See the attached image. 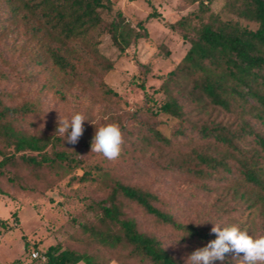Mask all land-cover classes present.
I'll return each mask as SVG.
<instances>
[{
	"label": "trees",
	"instance_id": "trees-1",
	"mask_svg": "<svg viewBox=\"0 0 264 264\" xmlns=\"http://www.w3.org/2000/svg\"><path fill=\"white\" fill-rule=\"evenodd\" d=\"M3 1L12 17L29 25L31 36L40 43L43 52L38 59L42 58L49 68L45 72L67 82L92 81L94 72L84 68L83 63L101 73L111 71L112 63L99 53L100 38L107 36L119 54H123L140 40H148L145 22L156 17L153 12L133 27L119 11L109 21L104 20L102 11H110V0ZM183 1L197 3V10L169 28L180 32L188 40L189 48L181 62L163 78L160 86L163 99L157 103L146 94L149 104L143 112L151 117L164 115L176 120L173 138L185 141L186 147L174 149L172 141L149 122H137L136 134L131 137L141 147L159 150L165 170L198 180L208 191L211 185L220 186L217 211L223 216L242 210L253 213L259 222L251 228L256 227L262 237L264 0H223L238 18L256 23L255 30L212 14L209 21L194 28L191 19L201 21L210 13L212 2L222 0ZM138 67L144 69L143 76L148 73L145 66L138 64ZM99 86L103 95L116 96L102 82ZM61 90L55 91L62 98ZM38 113L30 104L6 105L0 96V178L16 184L22 172L33 173L36 178L43 173L50 175L47 181L52 185L55 178H61L57 174L62 172L58 170L71 173L79 169L82 174L73 176L69 182L92 184L102 180L103 167H94V173L85 170V161L75 155L76 151L64 138L27 133L22 128L27 118ZM44 181L46 178L39 180ZM160 202L159 196L148 187L116 180L100 200H92L87 206L96 213V218L81 228L95 250L80 252L56 244L45 251L29 249L26 260L15 263L106 264L102 254L107 253L119 264H186L170 254L153 232L143 230L129 211L138 209L155 226L171 230L188 248H202L216 236L210 228L198 223L177 221L158 207ZM13 227L5 220L0 221V228L6 233ZM32 252H37L38 257L32 259ZM225 264L236 262L229 257Z\"/></svg>",
	"mask_w": 264,
	"mask_h": 264
},
{
	"label": "rangeland",
	"instance_id": "rangeland-1",
	"mask_svg": "<svg viewBox=\"0 0 264 264\" xmlns=\"http://www.w3.org/2000/svg\"><path fill=\"white\" fill-rule=\"evenodd\" d=\"M224 4L223 0L212 2L210 13L201 21L192 18L191 26L199 27L200 23L209 21L212 14L223 21H237L243 27L256 29V23L238 18ZM197 6V3L183 0H110V11H102L105 21L113 18L118 11L133 27L153 12L156 17L145 22L148 40H140L123 54H119L107 36H102L99 53L113 67L111 71L101 73L83 63L84 68L94 72V75L91 73L92 81L88 83L63 81L60 76L53 77L50 72H45L49 68L42 63V58L38 59L43 51L40 43L31 36L29 25L13 18L8 6L0 0L2 101L10 106L30 104L39 110L37 115L23 122L22 128L27 133L56 135L64 139L56 132L58 120L83 113L87 118L84 134L77 144H71V148L76 151V156L85 161V170L94 173L96 166L104 170L102 180L92 184L69 182L73 176L82 174L79 169L71 173L58 170L62 172L57 174L61 178L54 176L52 185L47 181L50 175L43 176V173L36 178L33 173L22 172L16 184L0 178V221L5 220L14 226L8 233L0 228V264H17V260H26L29 249L45 251L56 244L80 252L95 250L81 226L95 221L96 213L87 207L88 204L92 200H100L107 187L116 180L148 187L161 199L158 207L171 213L179 222L198 223L210 229L213 223L221 227L238 225L254 238L261 237L256 227L251 228L259 222L253 213L242 210L223 216L217 211L220 186L211 185L208 191L198 180L165 170L159 150L141 147L131 137L136 134L137 122H149L156 125L162 136L172 141L174 149L186 147L185 141L173 138L177 129L176 120L164 115L151 117L143 109L149 104L146 94L157 103L163 99L160 91L163 78L181 62L189 48L188 40L180 32L171 30L169 25L196 11ZM38 61L41 62L39 65ZM138 64L148 69L145 76L141 73L144 69L141 70ZM99 82L116 96L103 95ZM57 89H62V98L56 93ZM113 123L121 127L124 144L119 159L109 161L102 154L91 152V142L96 130ZM42 178H46L43 183L39 182ZM129 215L143 230L158 236L170 254L189 264L187 259L197 248H188L178 241L171 230L155 226L150 217L136 208L130 210ZM102 256L106 264H119L107 253Z\"/></svg>",
	"mask_w": 264,
	"mask_h": 264
},
{
	"label": "clouds",
	"instance_id": "clouds-1",
	"mask_svg": "<svg viewBox=\"0 0 264 264\" xmlns=\"http://www.w3.org/2000/svg\"><path fill=\"white\" fill-rule=\"evenodd\" d=\"M85 121L87 118L80 112L70 119H59L56 132L64 136L67 143L77 144L84 134ZM123 144L124 135L119 124H108L96 130L91 142V152L115 161L122 154ZM211 232L216 238L192 252L187 259L189 264H215L217 261L225 264L229 257L236 264H264V236L254 238L238 225L221 227L214 223Z\"/></svg>",
	"mask_w": 264,
	"mask_h": 264
},
{
	"label": "built area",
	"instance_id": "built-area-1",
	"mask_svg": "<svg viewBox=\"0 0 264 264\" xmlns=\"http://www.w3.org/2000/svg\"><path fill=\"white\" fill-rule=\"evenodd\" d=\"M30 256H31L32 259H35V258L38 257V253L37 252H32Z\"/></svg>",
	"mask_w": 264,
	"mask_h": 264
}]
</instances>
